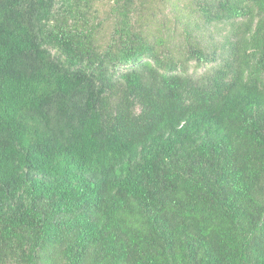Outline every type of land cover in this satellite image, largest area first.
Listing matches in <instances>:
<instances>
[{
  "label": "trees",
  "instance_id": "trees-1",
  "mask_svg": "<svg viewBox=\"0 0 264 264\" xmlns=\"http://www.w3.org/2000/svg\"><path fill=\"white\" fill-rule=\"evenodd\" d=\"M0 264H264V0H0Z\"/></svg>",
  "mask_w": 264,
  "mask_h": 264
}]
</instances>
